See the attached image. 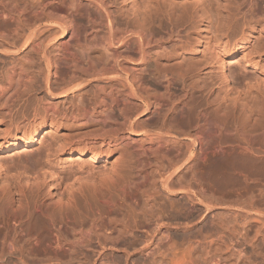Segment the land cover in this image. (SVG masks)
Listing matches in <instances>:
<instances>
[{"label":"bare ground","instance_id":"6f19581e","mask_svg":"<svg viewBox=\"0 0 264 264\" xmlns=\"http://www.w3.org/2000/svg\"><path fill=\"white\" fill-rule=\"evenodd\" d=\"M263 3L131 0L115 11L114 0H0V153L17 150L0 156V264H258L235 247L256 251L261 209L213 210L187 230L216 204L194 188L205 177L193 161L215 153L206 177L220 185L227 140L264 162V78L229 73L256 25L264 35ZM240 21L248 30L233 44ZM262 53L243 57L258 68ZM162 192L179 207L165 208Z\"/></svg>","mask_w":264,"mask_h":264},{"label":"rangeland","instance_id":"374dc122","mask_svg":"<svg viewBox=\"0 0 264 264\" xmlns=\"http://www.w3.org/2000/svg\"><path fill=\"white\" fill-rule=\"evenodd\" d=\"M115 1V6H113V9L115 10V11H121V9L120 8H122L123 6H125V7H131L130 6V2H131V0H127V1H125V2H122V0H114ZM263 6H264V3H263ZM118 13V12H117ZM116 13V14H117ZM255 19V18H254ZM239 23H242V24H239ZM238 24H236V25H234L233 27H232V29L230 30V34H231V36H233L232 37V40H233V44L236 42V40H239L240 39V35H241V31L244 29H246V30H248V27L247 26H245V24L242 22V21H240ZM244 24V25H243ZM256 27H257V30H255L254 32H252V35L250 36V38L248 39V40H246V45H245V50L244 51H241V52H239V53H237L232 59H231V62L229 63V73H230V76L231 77H236V76H238V75H240L241 73H249L248 75V78L246 79V81L248 82V84L249 83H253V85L255 84V83H260L261 82V80H262V78H264V53H262L261 55H262V57H259L257 54L256 55H253V57L255 58V60H257L258 61V63H259V65H258V68H255V67H253V66H251V65H249V64H247L246 63V59L243 57L244 56V54L245 53H247V52H250L251 50H253L254 48H256L257 47V49L259 48V47H261L262 45H264L263 43H264V35H262L261 36V34L259 33V28H260V25H256ZM154 28L156 29V30H159V26H158V24H156L155 26H154ZM233 30V31H232ZM100 32L102 31V30H99ZM258 37H259V39H258ZM262 37V38H261ZM260 38H261V42L262 43H259L258 44V41L260 42ZM258 39V40H257ZM257 40V41H256ZM261 44V45H260ZM258 45V46H257ZM233 47H234V45H231V47H230V49H233ZM241 49V48H240ZM214 72L215 71H211L210 72V76H213L214 77ZM258 74H259V77H258ZM256 75H257V77H256ZM251 79V80H250ZM258 79V80H257ZM258 82H257V81ZM260 80V81H259ZM264 80V79H263ZM263 80H262V82H263ZM251 81V82H250ZM221 94L223 95H220V97H224V96H226V93L223 91V92H221ZM225 94V95H224ZM209 97V96H208ZM213 97V96H212ZM69 98H72V95H70V97ZM209 100H215V97H213V98H211V96H210V98H208ZM207 105H206V103L204 102L203 104H202V107H206ZM1 111V110H0ZM1 117V116H0ZM147 118H148V116H146ZM145 116L143 117V118H146ZM173 117V116H172ZM170 117L169 118V120L167 121V123H168V125L170 124V126L171 127H174V128H176V126L178 127L177 129H179V130H183V131H187V130H190V126H187V124L188 123H185V122H187V121H185V120H188V118L187 117H184L183 119H181V117L179 118H177V117ZM172 118V119H171ZM187 118V119H186ZM32 120V115H28V117H25V118H20V120H19V124H21L20 126H23V125H25V124H27L29 121H31ZM152 122H153V124H152ZM150 123L152 124V126H155V127H158L159 125H161L160 123H157V124H155L156 122L155 121H150ZM159 124V125H158ZM172 124V125H171ZM186 124V125H185ZM158 125V126H157ZM167 125V124H166ZM170 126H168V128L170 127ZM1 127L2 128H4L5 126L4 125H1ZM49 124H46L45 126H42V129L40 130V135H39V142L35 145V146H32V150L34 151V150H36L38 147H40L41 146V142H40V140L41 139H44V137H45V132L47 131L46 129H49ZM170 127V128H171ZM166 128H167V126H166ZM251 128V126L250 125H248L247 126V129H250ZM63 131H65V132H67L68 130H64L63 129ZM62 130H61V132H63ZM194 133V131H192V133L191 134H193ZM134 137H136V138H138V140L140 139V137L139 136H134ZM193 137H195L194 135H193ZM183 140H186V139H183ZM230 140H227V142L228 143H226V144H228L229 146V148L228 147H226V146H224V152H223V166H225L224 167V169H225V171H227V172H225V174H224V179H223V182L221 183V185H220V183H218L217 181H215V180H213V179H207V177H206V173L209 171V173H211V172H215L216 171V169H217V165H216V161H214L216 158H217V156H215L214 154H212V153H208L209 151H207V154H206V158H205V160L203 159V160H201L200 158H198V159H200V160H196V162L195 161H193L192 163L194 164V169H195V171H198V174H199V171H203L202 172V174L204 175H202L203 177H205V181L203 180H197V181H195V185H194V181H193V185L195 186H193L194 188H196L197 186H198V188H200L201 186H204V188H206L205 190V192H207L208 191V193H206L207 194V196H209V197H213L214 199H215V205L213 204V206L214 207H212L210 210H209V215H208V217H206V219L205 218H203V219H201L200 221H198V220H196V218L195 219H193V221L195 222L194 223V225H193V227H191L189 230H187V231H194V230H196V229H198L199 227H201V226H203V227H205V224L206 223H209V221L211 220V215L213 214V210L215 211V212H227L228 210V212L230 213V212H232L233 210L235 211V210H237V211H239V212H242V213H247L248 211V213H250V214H252L253 213V210H251V209H255L254 210V212H258L259 211V209H261V210H263L264 211V183L262 184V181H261V179L263 180V175H264V162H261L260 163V165H259V163H258V165H255V160H254V157H253V159H252V156H250L249 157V155H240V150H237L236 148H232L231 146H233L234 145V143L233 142H229ZM230 143H233V145L231 144V146H230ZM227 150H226V149ZM231 150L233 151L232 153H231ZM237 150V151H236ZM17 150H15V149H12V150H10V151H6V152H1L0 153V156L1 157H3V158H6V157H8V156H11V155H15L17 152H16ZM235 151V152H234ZM22 153V152H21ZM234 153H235V155H234ZM212 154V155H211ZM232 154V155H231ZM242 157V158H241ZM246 159H248V160H246ZM88 160V159H87ZM252 160H253V162H252ZM204 161V162H203ZM213 161H214V163H213ZM205 164L204 166H203V163ZM207 162V163H206ZM69 163H70V161H69ZM197 163V164H196ZM226 163V164H225ZM245 163V164H244ZM212 164V165H211ZM197 165V166H196ZM208 165V166H207ZM249 165V166H248ZM196 166V167H195ZM203 166V167H202ZM246 166V167H245ZM68 167V166H67ZM70 167V166H69ZM198 167V168H197ZM201 167V168H200ZM251 167H253V168H251ZM261 167V168H260ZM202 169L203 168V170H200V169ZM205 168V169H204ZM207 168V169H206ZM214 168V169H213ZM255 168H256V170H255ZM259 168H260V170H259ZM209 169V170H208ZM254 171H252V170ZM213 170V171H212ZM240 175H239V174ZM242 173V174H241ZM251 174V175H250ZM263 174V175H262ZM200 175H201V173H200ZM242 175H244V176H242ZM248 175V176H247ZM253 175H255V176H257L256 178H255V176H253ZM262 176V177H261ZM189 177V176H188ZM243 177H247L246 178V180L243 178ZM261 177V178H260ZM226 179H227V181H226ZM244 179V180H243ZM249 181H248V180ZM251 179V180H250ZM252 179H256V180H258L259 181V183H258V181H255V180H253L254 181V183H253V181H252ZM201 181V182H200ZM207 181V182H206ZM209 181H211V182H209ZM243 181H246V183L245 182H243ZM252 181V182H251ZM261 181V182H260ZM197 182H199V183H197ZM229 182V183H228ZM258 184V186H257V184ZM263 182H264V180H263ZM200 183H203V185L202 184H200ZM209 184V186H208V184ZM211 183V184H210ZM224 183H226V184H224ZM216 184H218V186L216 185ZM256 184V185H255ZM197 185V186H196ZM227 185V186H226ZM213 186V187H212ZM215 186V187H214ZM217 186V187H216ZM221 188H220V187ZM255 186H257V187H255ZM261 187V188H260ZM147 188H149L150 189V186L148 187L147 186ZM198 188H196V189H198ZM220 188V189H219ZM226 188L227 189H229V190H226ZM230 188H234V189H231L233 192H234V194L232 193V191L230 190ZM263 188V189H262ZM257 189H259V191L261 192L262 191V193H263V195H262V193H260ZM152 190V189H151ZM223 190V191H222ZM224 190H226V191H224ZM235 190L236 191H238L237 193L235 192ZM228 191V192H227ZM224 192V193H223ZM227 192V193H226ZM163 193H165V192H162V200L160 201L161 203H167V201H168V203L167 204H163V205H168V206H165V208H171L172 206L174 207L175 206V204H176V206L177 207H179V205H177V203L179 202V201H175V199L177 200V198H178V196L177 197H174V196H170V195H168V194H163ZM210 193V194H209ZM214 193V194H213ZM209 194V195H208ZM215 196H213V195ZM224 194H226V195H224ZM260 194V196H258V195ZM211 195V196H210ZM262 195V196H261ZM170 196V197H169ZM217 196V197H216ZM218 196H220V197H218ZM256 196V197H255ZM181 197V196H180ZM179 197V198H180ZM223 197V198H222ZM251 197V198H250ZM262 197H263V199H262ZM168 198V199H167ZM171 198H175L174 200L173 199H171ZM212 198V200L214 201V199ZM171 201H170V200ZM251 199V200H250ZM255 199V200H254ZM164 200H166V202L164 201ZM173 200V201H172ZM216 200L218 201V202H216ZM219 200H220V202H219ZM243 200H245V201H243ZM254 200V201H253ZM169 201H170V203H169ZM176 202V203H174L172 206L171 205H169V204H171L172 202ZM213 201H212V203H213ZM222 201H223V203H222ZM238 201H240L241 202V208H242V210L240 209V204H238ZM262 201V203H260ZM251 202V203H250ZM256 202L257 204H254V203ZM193 203H194V205H193ZM193 203H191V205H193V206H191L192 208H198V209H201L200 207H203V206H201L200 204H198L197 205V202H193ZM196 203V204H195ZM219 203V204H218ZM222 205H221V204ZM225 203V204H224ZM237 204V206H238V208H233V207H235L236 206V204ZM245 203V204H244ZM248 203V204H247ZM225 206H224V205ZM247 204V205H246ZM254 204V205H253ZM196 205V206H195ZM217 205V206H216ZM256 205H258V206H256ZM175 206V208H177ZM198 206V207H197ZM229 206V207H228ZM245 206H248V210H244L243 211V209H244V207ZM263 206V207H262ZM218 207V208H217ZM221 207H223V208H221ZM249 207H251V208H249ZM203 208H205V207H203ZM202 208V209H203ZM224 208H226V209H224ZM228 208V209H227ZM239 209V210H238ZM245 209H247V207H245ZM250 209V210H249ZM256 209H258V211L256 210ZM231 210V211H230ZM260 210V211H261ZM236 211V212H237ZM262 211V212H263ZM212 213V214H211ZM211 214V215H210ZM209 217H210V220H209ZM251 217V216H250ZM250 217H248V219L250 218ZM251 219V218H250ZM249 219V220H250ZM197 222H196V221ZM253 220V219H252ZM252 220H250V222H253L254 220H255V218H254V220L252 221ZM185 221V220H184ZM246 221H248L247 219H246ZM180 222H182V219L180 220ZM249 222V221H248ZM196 228H195V227ZM256 227V226H255ZM253 228V230H254V232L253 231H251L250 232V234L251 235H249V237L251 238V236L253 237V234L255 233V229L256 228ZM194 229V230H193ZM180 232H183V231H179V233ZM261 236V237H260ZM260 237V238H259ZM264 236H262L261 234H258L257 235V245H258V248H256V251L254 252V251H252V249L251 248H249L250 247V244L248 245V243L249 242H246L247 243V245H246V243L245 244H242V246L241 245H239V246H236L235 247V249L236 250H239V249H243L242 250V256L244 255V256H247V259L248 260H254V261H256V262H258V264H260V262H262L263 261V256H264V238H263ZM256 245V246H257ZM246 248V249H245ZM251 249V250H250ZM257 249H258V252H257ZM245 251V252H244ZM252 253H253V255H252ZM256 253V254H255ZM260 253H262V254H260ZM148 255V251H146L145 252V254L143 255V256H147ZM228 255V254H227ZM255 255H257V256H255ZM138 256H140V254L138 255ZM243 256V257H244ZM252 256V257H251ZM262 256V257H261ZM230 258H232V260L233 261H235V259L237 258L238 259V257L237 256H235V255H231L230 256ZM235 258V259H234ZM246 258V257H245ZM258 260V261H257ZM54 261H52V262H50L49 264H51V263H53ZM53 264H57L56 262H54Z\"/></svg>","mask_w":264,"mask_h":264}]
</instances>
